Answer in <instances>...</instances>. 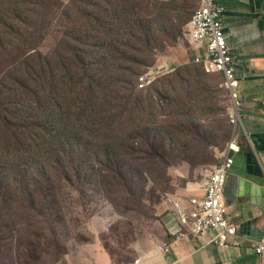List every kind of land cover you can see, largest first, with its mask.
<instances>
[{
	"label": "rangeland",
	"instance_id": "obj_1",
	"mask_svg": "<svg viewBox=\"0 0 264 264\" xmlns=\"http://www.w3.org/2000/svg\"><path fill=\"white\" fill-rule=\"evenodd\" d=\"M73 1L54 0L49 9L43 10L42 25L46 32L43 40H38L39 36L35 40L46 55L53 51L65 30L88 27L91 33L86 38H91L92 43L110 44L140 15L153 22L169 7L175 14L188 17L198 8V0H118L114 9H108L104 20L108 28L103 29L100 21L104 17L99 15L96 20H90L85 14L89 9L81 7V0H76L74 6ZM185 4L190 9L188 13L180 10L185 9ZM79 10L82 17L77 15ZM10 26L18 28L16 22ZM123 38V41L135 40L128 34ZM177 40H165L164 48L154 46L157 62L142 76L150 74L156 78L152 87L140 89L142 77L138 83L125 86L93 84L95 106L104 108L105 97L112 98L115 120L90 117L77 121L67 110L57 122L56 131L40 136L42 142H47L44 146L37 144L44 148L40 151L42 168L48 164L51 168L44 169V175L36 172L37 180L39 177L57 180L60 188L55 196L36 191L34 186L32 190L23 188L26 178L12 173L0 176V264H66L70 250L97 242H102L116 262L134 261L139 247L146 248L148 236L153 239L160 236L159 221L166 213L167 204L170 212V199L176 197V188L185 186L189 180L204 182L205 176L208 177L232 138L233 103L223 75L215 69L209 73L210 79L206 78L213 93L210 97L215 98L212 101L210 97L196 98L194 82H183V78L188 79V74L196 68L203 75V68L195 62L188 38L181 35ZM4 41L14 46L8 36ZM68 44L71 47L72 41L68 40ZM23 56L21 51L10 50L1 60L0 77H4L13 63L21 68ZM15 76H21V69H16ZM190 89L193 91L189 93ZM190 121L202 126L206 138L194 141V135L182 131V126ZM1 124L0 114V132ZM93 125L112 126L114 140L118 132L121 141L119 144L115 140L120 158L118 170L107 171L104 162L92 158L88 139L80 131ZM224 130L230 131L226 139L222 137ZM76 131L79 132L72 134ZM133 133L137 141L128 145L127 136ZM138 135L155 136L157 145L164 147L158 154L160 157H149L145 152L148 145ZM70 137L73 143H69ZM66 138L67 146L61 143ZM10 157H24L18 143L8 154ZM202 157L207 159L206 163L200 161ZM8 158L0 152V167ZM10 169L13 171L12 164Z\"/></svg>",
	"mask_w": 264,
	"mask_h": 264
},
{
	"label": "trees",
	"instance_id": "obj_2",
	"mask_svg": "<svg viewBox=\"0 0 264 264\" xmlns=\"http://www.w3.org/2000/svg\"><path fill=\"white\" fill-rule=\"evenodd\" d=\"M115 1L118 0H81V7L89 9L85 14L92 21L99 15L104 17L100 25L103 29H107L108 24L104 20L108 17V9H114ZM75 2L76 0L71 5L74 6ZM52 3L54 0H0V63L10 50L24 53V59L20 62L21 68H17L13 63L4 77H0L2 119L0 152L8 158V154L13 152V148L15 149L18 143L24 157L19 159L10 157L8 161L1 162L0 176L12 173L19 178H26L28 182L23 181V188L31 187L32 190L34 186L36 191L55 196L58 187L60 188L57 180L49 177L44 180L39 177L37 180L36 172L40 171L44 175L47 169L50 171L51 168V164L46 165L47 168H42L40 151L44 148L37 144L44 146L47 142H42L40 136L51 135L50 131H56L57 122L67 110L68 113L75 115L77 121L88 120L90 117L115 120L112 111L115 105L112 98L105 97L104 108L99 109L95 106L96 94L91 88L93 84L105 82L113 86L117 84L125 86V84L132 85V82L138 83L140 77L157 62L154 46L164 48L165 40L176 41L181 35L185 37L186 27L192 17H188L187 14L179 16L171 7L167 8L157 21L146 20L140 15L139 19L132 20L122 29L119 36L110 44L92 43L91 38H86L90 37L91 33L88 27H80L73 31L65 30L53 51L46 55L40 50L42 46L36 45L35 37L39 36L38 40L44 39L46 28L42 25L43 12L49 9ZM184 8L180 10L190 12L187 4ZM77 15L82 17L83 12L79 10ZM67 18H70V14H67ZM15 22L18 25L16 30L10 26ZM94 31L99 32L97 28H94ZM124 34L134 38V42L123 41ZM7 36L13 41L14 46H11V42L4 41V37ZM68 40L72 41L71 47ZM64 47H67V50ZM198 65L202 66L203 75L196 68L188 74V79L183 78V82L193 81L196 86L193 89L196 98L198 96L205 99L213 94L210 85L206 82V78L210 79L211 66L205 63ZM16 69H21L19 78L15 76ZM193 90L190 89L189 93ZM214 98L210 97V101ZM128 101L131 102L132 97ZM51 105L54 107V112H51ZM78 110L82 111L77 112ZM111 127L93 125L80 131L88 139L90 151H93L92 158L96 157L99 162H104L107 171L120 168L116 141L119 144L121 141L117 138L118 132L116 141L114 140ZM212 130L218 133L217 129ZM182 131L194 135V141L198 138H206L202 126L191 121L188 125L182 126ZM229 132L224 130L222 137L228 138ZM137 137L147 143L148 148L145 152L149 157H160L158 154L164 147L157 145L155 136L138 135ZM67 138L62 139V145L67 146ZM69 140V143H73L72 137ZM245 140L246 138L241 136L239 144L245 145ZM126 141L130 145L137 141V138L133 133L127 136ZM49 143H52V140H49ZM200 161L206 163L207 159L202 157ZM10 163L13 171L10 169Z\"/></svg>",
	"mask_w": 264,
	"mask_h": 264
},
{
	"label": "crops",
	"instance_id": "obj_3",
	"mask_svg": "<svg viewBox=\"0 0 264 264\" xmlns=\"http://www.w3.org/2000/svg\"><path fill=\"white\" fill-rule=\"evenodd\" d=\"M217 2L224 9V31L241 81L242 123L236 132L238 141L241 136L246 140L245 145L237 142L235 146V161L225 192L238 237L225 248L214 245L209 236L178 238V229L171 227L173 220L167 204L159 221L160 236H148L146 248L139 247L134 261L116 262L102 242H97L70 250L66 264H264V259L254 252V242L264 236V0ZM189 48L195 58L204 55L194 46ZM206 177L204 182L189 180L185 186L177 187L176 197L186 200L203 196Z\"/></svg>",
	"mask_w": 264,
	"mask_h": 264
},
{
	"label": "built area",
	"instance_id": "obj_4",
	"mask_svg": "<svg viewBox=\"0 0 264 264\" xmlns=\"http://www.w3.org/2000/svg\"><path fill=\"white\" fill-rule=\"evenodd\" d=\"M223 14L224 9L217 0H198V8L186 27V37L190 45L204 53L195 62L209 64L224 76L233 103L230 114L234 130L232 138L208 175L203 196H192L186 200L179 197L170 199V215L173 220L171 227L172 230L178 229V238L209 236L210 241L219 248L227 247L230 240L238 237V226L231 218L225 192L235 161L233 151H237L235 146L239 136L236 130L242 123L239 93L241 81L235 72L232 48L224 31ZM155 79L147 74L140 79L138 87L143 89L151 86ZM254 252L264 259V236L254 242Z\"/></svg>",
	"mask_w": 264,
	"mask_h": 264
},
{
	"label": "bare ground",
	"instance_id": "obj_5",
	"mask_svg": "<svg viewBox=\"0 0 264 264\" xmlns=\"http://www.w3.org/2000/svg\"><path fill=\"white\" fill-rule=\"evenodd\" d=\"M214 68H211V70H210V72H213V71H215V70H213Z\"/></svg>",
	"mask_w": 264,
	"mask_h": 264
},
{
	"label": "clouds",
	"instance_id": "obj_6",
	"mask_svg": "<svg viewBox=\"0 0 264 264\" xmlns=\"http://www.w3.org/2000/svg\"><path fill=\"white\" fill-rule=\"evenodd\" d=\"M150 69H151V68H150ZM147 73H148V72H147ZM238 142H239V141H238ZM227 146H228V145H227ZM179 198H180V197H179ZM171 206H172V205H171ZM170 212H171V210H170ZM170 212H169V213H170Z\"/></svg>",
	"mask_w": 264,
	"mask_h": 264
}]
</instances>
